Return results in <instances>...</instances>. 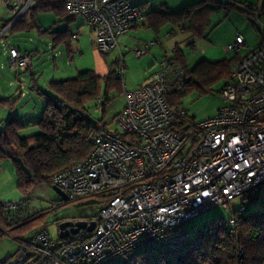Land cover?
I'll return each mask as SVG.
<instances>
[{
	"label": "built area",
	"instance_id": "2783aa9c",
	"mask_svg": "<svg viewBox=\"0 0 264 264\" xmlns=\"http://www.w3.org/2000/svg\"><path fill=\"white\" fill-rule=\"evenodd\" d=\"M33 2H7L10 24ZM63 4L68 16L85 20L102 55L118 50V39L144 20L141 8L128 0H63ZM242 9L249 11L246 6ZM8 28L0 31V38ZM157 43H138L130 53L142 58ZM3 46L9 71H26L29 56L5 42ZM243 47V38L236 36L226 49L239 53ZM233 61L220 91L227 104L211 118L186 122L185 110L177 107L174 112L170 107L167 97L183 91L188 79L170 56L160 60L149 83L123 91L124 106L115 116V130L92 136L87 158L52 178L67 200L104 199L93 221L95 230L77 234L87 238L83 244L61 245L51 239L46 221L18 241L19 249L0 264H129L146 248L180 251L194 238L185 222L217 206L230 210L225 224L233 226L231 201L243 196L237 211L242 214L246 201L264 195V44ZM116 68L121 80L124 55L117 58ZM101 108L94 112L100 114ZM177 118L180 128L174 126ZM20 205L2 202L8 223L13 221L11 211Z\"/></svg>",
	"mask_w": 264,
	"mask_h": 264
},
{
	"label": "trees",
	"instance_id": "16d2710c",
	"mask_svg": "<svg viewBox=\"0 0 264 264\" xmlns=\"http://www.w3.org/2000/svg\"><path fill=\"white\" fill-rule=\"evenodd\" d=\"M260 2L261 6L257 8L258 17H264V0ZM238 6L233 0L230 3L200 0L183 7L178 12L154 11L143 15L144 18L146 16L150 18L151 29L156 34L159 33L161 26L171 23L178 28L185 24L182 30L202 37L209 27L214 12L220 9L228 11L231 7L239 8ZM246 7L250 13L252 7L249 5ZM140 8L144 12L142 7ZM47 11L53 12L57 17L67 15L63 0H34L23 17L12 25L10 24L12 20L2 23L0 31L11 25L4 34L12 35L25 24L26 16L33 18L37 13ZM241 11L247 12L243 9ZM60 36L65 39L64 43L72 40L68 32L58 34L57 38ZM170 57L182 65L188 76L184 90L174 91L167 97V102L174 112L180 97L192 88L205 91L215 82L225 83L230 76V65L235 60L234 58L222 59L218 62L201 60L194 68L189 69L183 54L178 50ZM116 67L117 60L108 65L109 71L104 76L99 77L94 72L87 71L77 74L74 78L52 80L49 85L50 94L43 93L33 86L32 90L37 96L45 98L44 109L38 122L24 125L17 118L11 117L2 122L0 163L9 161L12 164L17 191L23 197L29 196L37 185L51 188L52 178L57 173L87 158L91 150L92 136L103 131H111L106 127L103 116L109 100V92L115 89L123 94L122 80L117 77ZM15 101L16 99L14 101L3 99L0 100V104L7 102L12 106ZM99 105H102L100 119L94 120L91 115ZM180 125V119L177 118L174 126L180 128ZM29 127L38 128V132L21 136L20 132ZM103 202L104 199L99 197H95L93 201L97 205ZM60 204L61 202H57L54 210L38 211L27 218L12 219L13 221L8 223L5 209L0 202V231L16 241H22L24 236L42 227ZM246 211L242 214L234 213L232 216L235 223L230 227L219 219L208 221L203 227L194 231V238L180 251L164 252L146 248L138 252L129 264H264V210L254 213ZM97 217L96 215L91 218L76 219L93 222ZM63 221L66 219L55 220V223L58 225ZM86 239L71 235L69 238L57 239V242L61 245L83 244Z\"/></svg>",
	"mask_w": 264,
	"mask_h": 264
},
{
	"label": "rangeland",
	"instance_id": "374dc122",
	"mask_svg": "<svg viewBox=\"0 0 264 264\" xmlns=\"http://www.w3.org/2000/svg\"><path fill=\"white\" fill-rule=\"evenodd\" d=\"M235 2L238 3L239 8L231 7L228 11L220 9L213 13L209 27L206 30V32L211 31L209 38L217 46L223 45L221 43H226V40L234 39L236 36L244 39L246 49H253L259 44H264V17L259 16V18L257 11L261 6V2L250 0L249 3H253L254 5L250 13L241 11L243 5H245V0H235ZM55 21L56 19L51 15L40 17V23L43 24L42 28L44 30H47ZM64 28L65 25L62 24L55 29L60 31ZM77 28L80 29L81 35L78 36V40L71 42L72 51L70 52L63 45L59 48L51 46V34H42L39 28L40 34H38L37 29H31L21 34L20 38H17L18 41L29 50H37V54L33 57L32 61L29 59L28 70L22 73H16L19 74L20 81L16 80L14 73L9 71L7 57H5L7 52L4 46L0 44V100L6 99L12 101L16 96V101L12 106L7 102L0 104V128L3 124L2 122L10 117L17 118L24 125H28L29 122L32 124L38 122L44 109L45 98L37 96L32 90L34 85L31 81L32 75L36 77V84L39 87L38 90L50 94L49 85L52 80L74 78L77 74L87 71H92L99 77L104 76L109 71L108 65L117 60L120 55H124V73L121 79L123 91H134L147 83L146 77L148 71H150L148 67L149 58H137L128 51V48L131 50L135 47H133L134 42H132L133 40L131 38L135 35L128 37L125 42L126 46L118 40L119 50H114L110 54L103 56L97 51L95 45L91 43L88 26L79 17L75 19V22L70 26L69 30L71 33H76ZM168 30H171V28L168 27ZM166 32L165 30L163 34ZM139 35L143 37L146 34L140 32ZM180 37L185 38L189 36L186 34H178L176 40ZM203 40L196 38L195 46L199 44L196 48L190 49L185 42L181 45L189 69L194 68L197 61L203 58L201 52ZM222 83L221 81L215 82L205 91L192 88L180 97L178 107L187 113L188 119L186 122H189L191 119L200 121L201 119L211 118L218 113L220 108L227 104L220 94ZM20 90L24 94L23 96L19 93ZM123 102L124 98L121 92L115 89L109 92V100L106 103L105 114L103 116L105 117L104 123L108 129L115 130L114 118L123 108ZM91 118L98 120L100 119V114L92 112ZM37 132L38 128L29 127L21 131L20 134L21 136H29ZM1 170L3 171L2 167ZM2 173H0V191L8 186L7 183L9 180V173ZM94 199L95 197L82 200L69 197V200L62 201L51 188L46 187L44 195L41 198H35L34 203H37V206H35L36 211H45L54 210V205L57 202H61L58 209L49 215L48 220V231L50 232L51 239L57 242L59 230L55 220L66 219L71 221L78 220L76 218L95 217L98 212V205L93 203ZM242 201L243 196L231 201L230 207L233 212L236 213L238 211ZM246 207L248 208L247 213L264 210V195L260 193L255 194L253 200L246 201ZM230 218V210L224 209L222 206H217L185 222L184 226L194 232L203 227L208 221L219 219L227 222ZM17 249L18 244L16 241L11 236L8 237L3 233V236L0 238V260L11 257Z\"/></svg>",
	"mask_w": 264,
	"mask_h": 264
},
{
	"label": "crops",
	"instance_id": "0c3cea01",
	"mask_svg": "<svg viewBox=\"0 0 264 264\" xmlns=\"http://www.w3.org/2000/svg\"><path fill=\"white\" fill-rule=\"evenodd\" d=\"M20 1H22V0H20ZM128 1L132 5L142 7V9L144 11L143 13L145 15V14H148V13L154 12V11L155 12L161 11L163 13L178 12L183 7H185L187 5L194 4L195 2L200 1V0H128ZM233 1L235 2V0H233ZM257 1H260V0H257ZM7 2H10V0H0V25L4 22L10 20V17L5 15V13H6L5 12V6H6ZM249 2H250V0L249 1L245 0V6L249 5L253 8L254 7L253 3H249ZM44 15H46V16L51 15L56 19V21L54 23H52V25L47 30L46 29L44 30L42 28L43 24L40 23V17L44 16ZM77 17H79L82 20V18L78 15H72V16L64 15V16L57 17V16H55V14L53 12H50V11H47L44 13L39 12V13L35 14V16L33 18H31L28 15L25 18V21H24L25 24L22 27H20L19 31L16 33H13L12 35L4 34V36H2L0 38V44L3 45V43L5 42L10 47L13 46V47L18 48L21 53L27 54L29 56V59L32 61L33 57H35V55L37 54V50L27 49L23 44H21L18 41L17 38H20L21 34H24L25 32H28L31 29H37L38 30V28H39V29H41L42 34L43 33H45L47 35L51 34V46H53L55 48H59L63 45V46H66V49L68 48V52H70V51H72L71 42L73 40H78L79 39L78 36L81 35L79 28H77L76 33H71L69 30L70 26H72V24L75 22V19ZM82 21H84V24H85V20H82ZM151 23H152V21H150V18L146 16L143 21H141L140 23H138L134 27V29L130 30L128 33H126L125 35H123L122 37H120L118 39L120 41V43H123V45L126 46L125 42L127 41L128 37H131V35H133V36L135 35L134 37H131L133 40L132 42H134L133 47L136 44L141 43V42L157 40V42H158L157 45L154 46L153 48H151L147 52V55H145L143 57V58H145V57L149 58L148 67H149L150 71H148V74L146 77L147 83H149V81L151 80L152 74L158 69L157 65L160 62V60L166 56H172L176 50H178L179 52H181L183 54L184 61L186 64V57H185L184 52L182 51L181 45L184 44V42H185V44L187 46H189L190 49L196 48V46L199 45V44H196V46H195L196 38L205 40V41L203 40V45L201 47V52H202L203 58L200 59L199 61L205 60L207 62H218V61H221L222 59H233V58L234 59H242L245 57V55L250 50V49H246V45H245L246 43L244 41V47H243L242 51H240L239 53L230 52L226 49V46L233 44V42L235 41V38L230 39V40L228 39L225 41L226 43H221L223 45L217 46V44H215L213 42V40L211 38H209V34L211 31H207L204 33V35L202 37H198V36L192 35L191 33L187 32L185 30H181V28H178L176 25H173L171 23L161 26L159 33L156 34L153 31V29H151V26H150ZM62 24L65 25V28L61 29L60 31H57L55 28L62 25ZM168 27L171 28V30H168ZM165 30L167 32L165 34H163V32H165ZM88 31L90 32V35H91V43L94 44V34H93V32H91L89 27H88ZM63 32H68L70 34V36L72 37V40L69 43H64L65 39L62 36L57 38L58 34H61ZM140 32H142L143 34H146V35H144L142 37L139 35ZM38 34H40V30H38ZM178 34H181V35L186 34L189 37H185V38L180 37L178 40H176L178 37ZM55 39H56V41L54 42ZM128 51H130V48H128ZM7 56L8 55L6 53L5 57H7ZM199 61H197V62H199ZM28 68L26 70H28ZM19 72L22 73L25 71H19ZM14 76H15L16 80L20 81L19 74L14 73ZM60 80H62V79H60ZM31 81L34 84L33 86H36L37 89H39L38 84H36L35 75L31 76ZM19 93L21 94V96L24 95L21 90ZM15 97H14V99H15ZM14 99L12 101H14ZM30 123L31 122H29L28 125ZM0 166L3 168V171L1 170V172H3L2 174L7 173V172L9 173V180L7 183L8 186L5 189H3L2 191H0V202L1 203L2 202H19L21 204L17 211H11L10 214L12 215V218L14 220H21V219H24V218H27V217L33 215V213L38 212L35 210L36 209L35 206H37V203H34L35 198H37V197L41 198L44 195V191H45V188L47 186L37 185L32 189V192H30L29 196L23 197L17 191V183L15 180V171L12 167V164L9 161H6L4 163H0ZM34 232L27 234L26 236L23 237V239L33 235ZM2 236H3V232L0 231V238ZM16 243L18 244V241H16ZM19 247H20V244H18V249H19Z\"/></svg>",
	"mask_w": 264,
	"mask_h": 264
},
{
	"label": "water",
	"instance_id": "95a60500",
	"mask_svg": "<svg viewBox=\"0 0 264 264\" xmlns=\"http://www.w3.org/2000/svg\"><path fill=\"white\" fill-rule=\"evenodd\" d=\"M52 191L56 193L62 201H67V196L63 193L57 186L51 187ZM96 222H88L86 220H78V221H63L58 224V240L69 238L72 236H76L80 231L85 229L88 233H91L95 230Z\"/></svg>",
	"mask_w": 264,
	"mask_h": 264
}]
</instances>
